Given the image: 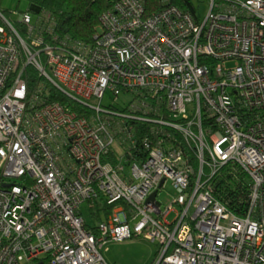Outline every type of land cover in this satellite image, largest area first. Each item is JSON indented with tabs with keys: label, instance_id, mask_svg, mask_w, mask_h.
Segmentation results:
<instances>
[{
	"label": "built area",
	"instance_id": "2783aa9c",
	"mask_svg": "<svg viewBox=\"0 0 264 264\" xmlns=\"http://www.w3.org/2000/svg\"><path fill=\"white\" fill-rule=\"evenodd\" d=\"M17 22L30 26L29 41ZM31 23L30 12L15 20L0 9V264H111L102 248L131 228L160 242L154 264H264V0L153 14L143 0H120L90 46L31 41ZM138 88L164 94L173 119L156 110L148 120L196 144V176L179 148L145 140V160L123 155L124 125L104 98ZM230 160L252 181L243 213L210 186ZM167 177L176 194L163 208L149 197ZM100 196L124 203L97 232L81 205Z\"/></svg>",
	"mask_w": 264,
	"mask_h": 264
},
{
	"label": "trees",
	"instance_id": "16d2710c",
	"mask_svg": "<svg viewBox=\"0 0 264 264\" xmlns=\"http://www.w3.org/2000/svg\"><path fill=\"white\" fill-rule=\"evenodd\" d=\"M24 1L31 4V9L40 14L37 23H31L33 26V35L30 38L31 41L37 36L44 35L45 39L48 41H67L68 45L73 42H80L85 46H90L96 39L97 31L100 30L103 13L110 9H115L116 4L120 0ZM207 1L208 0H143L146 13L150 14L158 12L171 4L178 5L182 9L194 13H196L197 10L204 12L205 10H202L201 4ZM0 9L3 12H7V10L3 9L1 6ZM17 23L21 35L26 41H29L27 34L30 35V26L22 22ZM34 80L40 81L38 74L35 75ZM125 91L132 93L134 97L130 101L126 102L125 106L122 108L114 103H104L106 107H111L115 112L116 117L114 118H116V120H122V124L124 125L122 130L117 129L116 132L118 133L121 146L124 147L123 149L126 151L123 150V152L116 146L115 150L111 154V158L115 161H119V157L123 152V155L125 154V156L132 153L129 157L133 158L134 156L136 159L141 158L142 160H145L150 154L149 149H147L144 144L146 143L145 140H147V144H150L151 146L161 143L164 148L172 146V148L182 149L190 163H193L195 167L194 176H196L200 166L196 145L192 141H189L183 131L176 126L161 124L160 122L154 120H148V117L155 118L158 115L156 110H160L159 117L173 119L168 110L164 94L158 93V101H156L152 99L153 95H151V92L146 91L145 88ZM119 96L116 98H119ZM51 97L52 99H66V97L58 93L51 94ZM133 104L143 107L144 110L135 108ZM75 106L80 111L84 110L89 114L92 113L91 109L82 105L75 104ZM149 106H155L157 109L150 108ZM178 120L182 121L180 118ZM208 125H213L214 128L217 126L214 119L211 121L208 120ZM133 139H136L135 144L132 142ZM251 185L252 181L248 172L237 161L233 160L221 165L217 174L213 176L210 183L215 195L238 213H243L246 210L245 208L249 203ZM94 202L95 204L93 205ZM120 203H124V201H118L117 203L111 205L107 204L104 200V196H101L99 199H91L88 205L94 219L96 221H102L108 219L114 212L115 207ZM127 208L130 210L128 205ZM88 226L99 232L98 228H95L96 225L88 224ZM136 235H138V233L132 231L125 237Z\"/></svg>",
	"mask_w": 264,
	"mask_h": 264
},
{
	"label": "rangeland",
	"instance_id": "374dc122",
	"mask_svg": "<svg viewBox=\"0 0 264 264\" xmlns=\"http://www.w3.org/2000/svg\"><path fill=\"white\" fill-rule=\"evenodd\" d=\"M211 4L212 0H208L205 3H202V10H207L208 8L210 9ZM0 6L3 9L7 10V12L4 13L11 19L19 20L22 14L26 13L27 11L31 13L32 23L34 24L37 23L40 17L39 13L31 9V4L24 0H0ZM36 84L37 82L34 85ZM133 97L134 95L132 93L126 91H123L122 94H120L119 98L110 97V94L107 93L106 97L104 98V103H114L122 108L123 106H125L126 102L130 101ZM205 121L207 122V118L205 119ZM160 123L163 124L162 122ZM184 135L186 136L185 133ZM164 180L166 183L159 192V198L163 203V208H166L173 202L176 191L170 178L167 177L164 178ZM104 200L107 202V199L105 197ZM88 204L89 203L86 201L81 205V209L88 222L87 225L93 224L96 225V228H99V225L102 221H96L94 219V217L90 214L91 211H89ZM94 204L95 202L93 203V205ZM107 204L109 203L107 202ZM174 206H177V204H175ZM174 217L175 214L171 215L170 220H173ZM132 231H134V228H131L129 232ZM121 233L123 234L124 230H122ZM160 246L161 244L158 240H152L146 237L144 234H138L136 236H127L120 239H109L106 247L102 248V251L106 259L111 264H154L160 250Z\"/></svg>",
	"mask_w": 264,
	"mask_h": 264
},
{
	"label": "water",
	"instance_id": "95a60500",
	"mask_svg": "<svg viewBox=\"0 0 264 264\" xmlns=\"http://www.w3.org/2000/svg\"><path fill=\"white\" fill-rule=\"evenodd\" d=\"M165 184V180H162V183H161V187L164 186ZM158 194H159V191H154L150 197H149V201H157L158 200Z\"/></svg>",
	"mask_w": 264,
	"mask_h": 264
}]
</instances>
